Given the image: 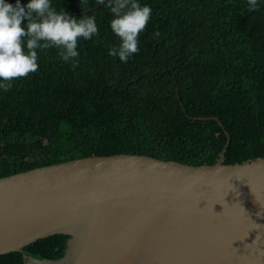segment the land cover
<instances>
[{"label": "trees", "instance_id": "1", "mask_svg": "<svg viewBox=\"0 0 264 264\" xmlns=\"http://www.w3.org/2000/svg\"><path fill=\"white\" fill-rule=\"evenodd\" d=\"M102 1L51 0L73 17L94 16L99 35L79 40L75 68L58 49H38V71L0 90V177L118 153L213 164L226 137L216 121L186 117L174 86L187 115L221 122L224 164L264 155V0L256 11L247 0H138L152 14L126 63L108 54L120 41ZM66 238L23 248L50 256ZM0 264H21L20 251L0 254Z\"/></svg>", "mask_w": 264, "mask_h": 264}, {"label": "water", "instance_id": "2", "mask_svg": "<svg viewBox=\"0 0 264 264\" xmlns=\"http://www.w3.org/2000/svg\"><path fill=\"white\" fill-rule=\"evenodd\" d=\"M174 93L186 117L222 129L213 164L118 153L1 176L0 254L20 251L21 264H264V155L224 164L221 122L187 115ZM53 234L67 236L58 254L23 248Z\"/></svg>", "mask_w": 264, "mask_h": 264}, {"label": "clouds", "instance_id": "3", "mask_svg": "<svg viewBox=\"0 0 264 264\" xmlns=\"http://www.w3.org/2000/svg\"><path fill=\"white\" fill-rule=\"evenodd\" d=\"M247 4L249 11L259 6L258 0H247ZM105 7L113 15L110 28L120 41L108 54L126 63L139 52L138 37L146 29L152 9L138 0H107ZM97 35L94 16L73 17L58 11L51 0H27L25 4L0 0V90L7 92L13 80L38 71V49L56 48L63 61L77 67L79 40Z\"/></svg>", "mask_w": 264, "mask_h": 264}]
</instances>
